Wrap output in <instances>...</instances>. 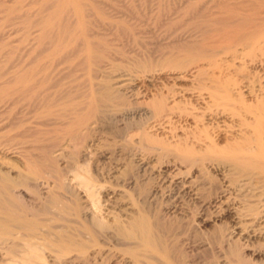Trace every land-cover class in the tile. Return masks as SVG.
<instances>
[{
	"label": "rangeland",
	"instance_id": "374dc122",
	"mask_svg": "<svg viewBox=\"0 0 264 264\" xmlns=\"http://www.w3.org/2000/svg\"><path fill=\"white\" fill-rule=\"evenodd\" d=\"M256 32L264 34V0H0V160H6L0 161V173L17 178L19 168L23 170L31 165L28 154L32 153L33 159L45 152L48 158L44 153L43 160L54 164L51 165L54 169L61 168L56 170L63 181L56 179L59 174L55 170L53 175L54 170L43 165L45 161L40 162L42 158L38 155L40 159L35 158L40 160L38 163L31 159L33 166L40 163L34 167L47 168L46 174H42L45 178L38 176L31 180L34 185L38 179L39 185L35 184L38 192L34 191V195L32 191L28 196L29 189L24 192L17 187L13 193L18 197L23 194L24 200L31 201L34 196L45 199L43 195L52 194L53 187L55 191L61 180L65 193L70 188L67 191L70 196L61 189L63 198H68L65 201L75 198L72 192L80 198V212L84 211L81 215L101 216L111 222L116 215L124 221L129 219L137 210L135 199H146L154 191L157 200L171 182L176 186L183 183L185 194L178 198L170 215L189 219L197 230L204 232L212 231L224 221L227 228L223 244L237 240L246 259L264 264V177L261 176L264 171L259 174L260 170H254L246 175L228 166L217 169L209 161L190 167L172 155L161 153L159 144L146 146L137 137L144 131L145 118L137 108L146 99L142 101L139 97L142 88L130 80L149 69L167 71L165 64L173 59H197L211 51L227 56L236 48L237 57L228 66L232 80L237 79L234 82L238 86L247 85L243 89L245 93L253 88V96L256 93L260 96L261 92L264 94V75H261L264 69L250 60L260 55L261 44L264 49V37L259 40L261 44L252 48L247 43L243 47L240 44ZM237 85L229 88L232 91ZM136 89L140 90L139 94ZM236 91L232 93L237 94ZM126 132L135 133L134 142ZM146 176L153 177V183ZM85 177L94 180L89 178L92 181L87 182ZM228 177L237 182L230 184ZM206 178L220 183L214 200L216 211L223 210L219 215L214 211L217 215L200 224L192 209L206 202L202 199L209 192L210 181ZM83 182L91 184L87 186ZM93 193L100 208L90 203ZM35 197L33 201L39 199ZM248 203L255 204L257 215L247 214ZM65 216L79 221L77 215L66 213ZM188 236L182 239V245L189 256L210 246L206 240L193 242L192 233ZM100 247L99 253L92 252L87 264H133L127 254L118 252L116 244L108 241ZM214 251L219 255L218 264H228L220 246L214 245Z\"/></svg>",
	"mask_w": 264,
	"mask_h": 264
},
{
	"label": "bare ground",
	"instance_id": "6f19581e",
	"mask_svg": "<svg viewBox=\"0 0 264 264\" xmlns=\"http://www.w3.org/2000/svg\"><path fill=\"white\" fill-rule=\"evenodd\" d=\"M263 35H261L260 32H256L247 37L245 42H243V40L242 43H239L242 44V47L243 43H247L246 45L252 48L255 45H259V40L264 37ZM262 45L263 44L259 47L260 55H258V57H255L256 55L253 54L255 52H251L253 54L252 56L255 55V58L252 57L250 61L264 69V49L261 48ZM233 46L235 45L233 44ZM228 50L229 49H227V51ZM227 51H224V53L227 54ZM237 51L238 49L234 48L232 51H229L230 53L227 56H219V54L217 55L214 53L215 51H211L210 54H206L204 57L197 59H173L174 61L171 59L172 62L165 64L168 65L166 66L168 68L167 71H165V69L164 71L155 72L149 69L144 73L142 72L139 76L135 75L136 77H132V79L129 77L130 80L133 81V84L142 88L140 92L141 95L139 96L142 97V101L146 99L143 101L142 105L137 108L138 113L140 112V114H143L145 117H143L144 128L141 127L144 129L142 134L136 132L137 130L135 131V133L140 134L139 136L137 135L138 140L146 143L148 147L159 144L158 147L161 153H165L167 156L172 155V157L174 156L176 159L188 163L190 167L193 165H202L204 162L209 161L213 163L217 169L219 167L228 166L230 170L235 172L243 171L246 175L247 173H254V170H257L256 172L260 170L259 174H261V172L264 171V94L261 92V94H259L260 96H257V93L253 96V88H248V90H246L247 93H245L243 89L247 85L238 86L236 84L237 82H234L237 79L234 78L235 80H232L233 78L228 70V66L229 64L231 65V60L237 57ZM257 51L259 50H256V52ZM222 53L223 52H221V54ZM250 61L249 63H251ZM162 69L163 68H161V70ZM263 71L264 70L261 72ZM261 75L264 74L262 73ZM121 78H123V76ZM232 84L233 86L237 85V89L234 87L231 91L229 86ZM234 89L235 91L237 90V94L232 93ZM246 94L249 95L248 98ZM132 132H126L129 133L126 135L129 139L131 138V140L133 138L134 142V137H136V135ZM129 141L127 142L130 143ZM49 143V145H51V142ZM151 143L154 144L150 146ZM140 147L144 148L142 146ZM149 150L151 149L148 148V151ZM30 151L32 150H29V152ZM44 153H42V157H44ZM31 154H28L27 157L32 159ZM38 155L39 154H37L36 157ZM46 155L47 153H45V156ZM159 155L161 158L160 152ZM39 156L42 158L41 155ZM39 156L37 158H39ZM24 157L25 155L23 158ZM46 157L48 158V156ZM35 158L33 159L35 160ZM25 159L26 157L24 160ZM31 159L28 161V163L30 162L29 164H31L30 167H25L23 170H20V166H17L19 171H21L16 173L19 174L17 178L16 176L13 178L5 172L0 173V249H3V255H0V264H87L92 252L99 253L102 248L100 246L108 241L112 242V244H116L117 247L119 246L118 248L116 247L118 252L120 251L121 255L127 254L126 256L133 261V264H200L203 260L206 261L205 264H209L212 261L218 264L219 255L214 251V245L220 246L224 258L228 260V264H256L255 261H252L253 259H246L244 257L239 241L233 240L229 241L226 245L223 244L225 240L224 231L227 228L224 221L221 226L219 225L212 231L204 232L197 230L189 219L184 220L182 217L170 215V210L175 207V203L180 199L179 197L185 194L184 187L182 186L183 183L180 186H176L177 184L173 185L171 182V185H169L167 189H164L165 191L162 190L164 192L160 194L162 196L159 197L160 199L155 200L156 192L154 191H150L151 193L146 195V199H135L136 201L134 200V202H132L137 206V208L135 207L137 210L134 211L129 219L124 221L120 219V215H116L111 222L105 221L104 218L101 219V216L99 217L98 215V217H96V215L92 216V214L90 215L92 216L91 218L88 216V213L86 216L83 215L84 213L81 215V213L84 212L82 210L84 207L80 212L81 206L78 200L80 198L78 197L77 199L76 194L74 195L72 190L71 192L73 194H70L75 196V198L69 197L70 200L65 201L68 200V198H63L62 190H64V194H66L67 191L70 192V188H68L67 183L68 190L66 188L67 191L65 193L61 174L58 173L61 168H52V166L54 167L55 165L51 164V166L50 163L47 164L46 160H43V158L39 161H43V163L45 161L44 164L42 163L43 165H50L51 170H54L53 175L57 172L60 177L56 179H61L62 181L60 180L58 183L59 185L54 181V184L58 185V188L56 187L57 189L54 191L55 187H53L52 194L49 193L51 190L47 191L50 195L47 197L43 195L45 199H40L38 196L35 197L36 189H38L35 184L38 183V179L35 180L36 183H34V185L32 179L45 175L46 173H44V171L46 172L47 168L44 169L45 166L43 167V165V168H35L34 166H40L41 164L35 165L34 163L33 166ZM2 160L1 158V162L6 161ZM36 161L37 163L39 162L38 160L34 162ZM24 163L25 162H23V164ZM23 164L21 163V168L24 166ZM11 166L14 167L13 164ZM140 167H143L142 163ZM51 170H48V172L52 173ZM61 173L62 177H64L63 170ZM203 174L201 176H203ZM53 175L48 176L53 177ZM162 176L164 175L162 174ZM232 176H234V174ZM236 176L238 175H235V177ZM241 176H243L242 173ZM261 176L264 177V174ZM43 177H39V179ZM89 178L90 177L86 178L85 181H92L90 179L93 178ZM231 178L232 179L229 178L231 181L230 184L236 181L235 178ZM46 179H48L47 175ZM160 179L161 178H159V180ZM152 180L153 177L149 176L148 181L153 183ZM215 180L207 179L208 182L210 181L208 185L209 192H206L208 194L202 197L206 202L198 206L192 203L196 206L192 211L195 220L199 219L196 221L197 223L204 224V221L208 220L211 215L213 216L223 210L220 208L221 210L216 211L215 208L217 205H215L216 200L214 199L219 193V182L216 183ZM257 181L259 182L258 179ZM87 182L83 183L86 185ZM89 184L87 183V186H89ZM15 188L20 190L23 189L24 192L29 189L30 192H28V190L26 192L27 194L29 193L28 196L31 195L33 191L35 199H37V197L39 199L33 201L34 197L33 199L31 197V201L30 199H27V201L26 198L24 200L22 199L24 196L21 197L23 194H18V197L15 195L16 193H13V189ZM140 194L142 195V193ZM43 196H41V198ZM91 197V205L95 208H100V204L94 199L96 197H94V193ZM182 201L184 202L183 199ZM205 203H208V205ZM212 207H214L215 210H212ZM256 209L255 204L251 203H248L245 208L248 215H257ZM214 211H216V213H214ZM66 213L77 215L79 221L76 219L68 220L65 216ZM68 221H71V223ZM109 228H111V230H108ZM190 233L193 234V242L208 241L210 244L208 249L202 248L189 256L184 249L185 246L183 247L182 245V239L189 237L188 235H190ZM93 246L97 249H92ZM70 254H72L71 256L74 255L73 258H71V256L70 258L68 257ZM50 255H52V257H49ZM67 257L71 260L67 259ZM94 257H96V254ZM103 262H105V260Z\"/></svg>",
	"mask_w": 264,
	"mask_h": 264
}]
</instances>
